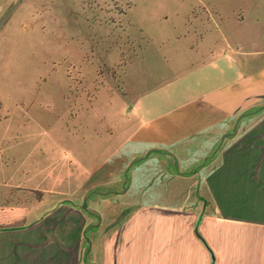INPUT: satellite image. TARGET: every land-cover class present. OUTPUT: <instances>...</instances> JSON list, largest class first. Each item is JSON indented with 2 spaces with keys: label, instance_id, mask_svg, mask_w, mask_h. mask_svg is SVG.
<instances>
[{
  "label": "crops",
  "instance_id": "1",
  "mask_svg": "<svg viewBox=\"0 0 264 264\" xmlns=\"http://www.w3.org/2000/svg\"><path fill=\"white\" fill-rule=\"evenodd\" d=\"M145 6L132 5L145 42L109 112L77 123L104 133L72 144L85 172L83 149L125 159L91 168L100 179L77 198L32 171L23 189L0 186V264H264V23L198 36L208 21L190 32L189 11L157 39L169 9ZM85 195L103 209L81 210Z\"/></svg>",
  "mask_w": 264,
  "mask_h": 264
},
{
  "label": "rangeland",
  "instance_id": "2",
  "mask_svg": "<svg viewBox=\"0 0 264 264\" xmlns=\"http://www.w3.org/2000/svg\"><path fill=\"white\" fill-rule=\"evenodd\" d=\"M133 4L168 7L170 19L152 27L157 39L160 28L168 31L189 11L190 32L199 21H208L198 36L218 20L264 23V0H0V186L23 189L32 171L51 176L52 186L59 181L61 198H77L84 183L92 186L100 179L92 178L91 168L106 163L113 170L125 159L104 155L102 147L83 149L80 159L89 161L85 172L72 144L94 132L90 127L104 133L103 121L77 123L109 112L105 100L122 87L125 68L144 45L138 41L142 29L134 22ZM34 183L42 184L39 178ZM46 187H40L43 194L49 193ZM76 202L83 211L103 209L89 205L86 195Z\"/></svg>",
  "mask_w": 264,
  "mask_h": 264
},
{
  "label": "water",
  "instance_id": "3",
  "mask_svg": "<svg viewBox=\"0 0 264 264\" xmlns=\"http://www.w3.org/2000/svg\"><path fill=\"white\" fill-rule=\"evenodd\" d=\"M264 108V106L263 107H261V109H263ZM83 207L85 208V205H83Z\"/></svg>",
  "mask_w": 264,
  "mask_h": 264
}]
</instances>
